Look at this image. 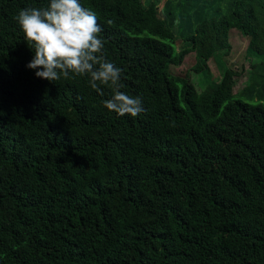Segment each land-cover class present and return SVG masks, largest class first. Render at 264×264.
Wrapping results in <instances>:
<instances>
[{
  "label": "trees",
  "instance_id": "1",
  "mask_svg": "<svg viewBox=\"0 0 264 264\" xmlns=\"http://www.w3.org/2000/svg\"><path fill=\"white\" fill-rule=\"evenodd\" d=\"M49 2L0 0V264H264V0H79L136 117L26 67L15 17ZM232 30L251 68L225 60Z\"/></svg>",
  "mask_w": 264,
  "mask_h": 264
},
{
  "label": "clouds",
  "instance_id": "2",
  "mask_svg": "<svg viewBox=\"0 0 264 264\" xmlns=\"http://www.w3.org/2000/svg\"><path fill=\"white\" fill-rule=\"evenodd\" d=\"M34 56L26 65L38 78L50 82L90 75V87L103 95L112 89L104 107L119 116L136 117L144 111L140 97L120 91L122 70L104 59V43L96 14L79 0H50L46 7H29L15 17Z\"/></svg>",
  "mask_w": 264,
  "mask_h": 264
},
{
  "label": "rangeland",
  "instance_id": "3",
  "mask_svg": "<svg viewBox=\"0 0 264 264\" xmlns=\"http://www.w3.org/2000/svg\"><path fill=\"white\" fill-rule=\"evenodd\" d=\"M198 10H195L190 15H188L182 24L175 25L177 28H180V32L177 39V46H179L180 50L184 44L183 39L187 35L189 25L191 24L195 27L199 22L200 11ZM201 14L203 15L204 12H201ZM229 40L232 48L230 50V55L228 57H225V60L228 62V65L233 68V70H241L243 67L245 69L251 68L249 59L248 57L246 58V51L249 44L248 38L243 37V35L239 31L232 30V32L230 33ZM197 62L198 60L196 57V53H191L184 58L183 63L181 65L177 67L174 66L172 70L178 76L188 77L190 75V72L195 69ZM209 65L212 69L213 79H217L219 77L220 71L219 66L217 65L216 68V64L213 63V61H210ZM246 80L247 76L245 74L243 77H241L239 83L235 87V92L237 94H239L244 88L243 84L246 82Z\"/></svg>",
  "mask_w": 264,
  "mask_h": 264
}]
</instances>
